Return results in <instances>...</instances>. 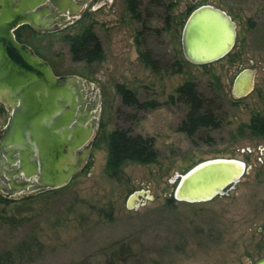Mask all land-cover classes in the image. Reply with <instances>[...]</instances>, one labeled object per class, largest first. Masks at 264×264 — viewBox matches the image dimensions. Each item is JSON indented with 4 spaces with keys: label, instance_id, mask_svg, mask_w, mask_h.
<instances>
[{
    "label": "rangeland",
    "instance_id": "rangeland-1",
    "mask_svg": "<svg viewBox=\"0 0 264 264\" xmlns=\"http://www.w3.org/2000/svg\"><path fill=\"white\" fill-rule=\"evenodd\" d=\"M202 3L231 15L236 39L226 55L198 64L185 61L181 31L188 13ZM141 14L142 21L136 20L124 0H109L88 20L53 32H21L56 73H76L97 86L102 126L89 159L66 185L27 202H0L3 213L24 217L16 226L0 223V250L29 233L39 246L18 264H248L264 255V137L239 130L253 112L264 109V0H141ZM90 23L105 57L88 64L72 59L63 36ZM141 50L149 51L156 69L145 65ZM244 68L254 70L253 89L235 96L233 80ZM186 79L214 98L218 128L191 137L178 129L187 106L170 95ZM117 82L140 100L157 104L147 109L123 104ZM6 118L4 109L0 126ZM115 126L153 136L157 162H127L120 178L108 176L103 170L106 150L95 140ZM213 157L240 158L246 170L211 199H175L174 176ZM141 189L149 197L139 194L128 207L129 195Z\"/></svg>",
    "mask_w": 264,
    "mask_h": 264
},
{
    "label": "water",
    "instance_id": "water-1",
    "mask_svg": "<svg viewBox=\"0 0 264 264\" xmlns=\"http://www.w3.org/2000/svg\"><path fill=\"white\" fill-rule=\"evenodd\" d=\"M78 0H0V104L7 111L0 126V194L11 199L34 196L66 185L90 157L100 124V92L76 73H56L49 61L15 30L27 24L36 32H53L75 20ZM236 39V22L223 8L195 6L181 31L184 57L208 63L226 55ZM254 70H240L232 93L253 89ZM237 157L201 160L172 179L173 197L204 201L222 194L245 172ZM127 199L132 207L138 195ZM248 264H264V255Z\"/></svg>",
    "mask_w": 264,
    "mask_h": 264
},
{
    "label": "trees",
    "instance_id": "trees-1",
    "mask_svg": "<svg viewBox=\"0 0 264 264\" xmlns=\"http://www.w3.org/2000/svg\"><path fill=\"white\" fill-rule=\"evenodd\" d=\"M124 1L126 9L131 17L142 21L141 0ZM173 4V1H171L170 4H168L169 8H171ZM169 21V19H166V26H168ZM25 28L31 29L29 25L23 24L18 27L15 32L17 38L22 41L25 40L21 38V32ZM63 39L67 41L69 45L73 60H83L90 64L93 62H100L105 57L101 40L94 31L91 23L86 24L78 32L71 34L66 33ZM34 50L39 54L35 48ZM39 55L42 56L41 54ZM140 57L145 65L149 66L151 69L154 70L157 68L156 61L152 59L149 51L141 50ZM185 61L190 62L186 59ZM177 70H179V68ZM215 79L218 83V76H215ZM115 88L116 92L121 97L122 103L127 106L134 107L135 109H147L155 107L157 104L153 99L140 100L136 92L126 86L125 83L117 82ZM175 92V95H170V100H182L187 106L185 115L178 124L179 130L184 131L191 137L197 134L201 129L218 128L220 126V117L214 98L206 97L198 89L197 83L194 80H184L176 86ZM2 110H4V108L0 104V111ZM101 126L102 123L100 122L99 128ZM239 130H241V132L246 131L252 136L264 137V109L253 112L247 122H242L240 124ZM100 143L104 145L106 150L103 170L110 177L120 178L122 176V167L127 162L154 163L158 160V151L155 147L154 137L141 133H132L127 127L115 126L107 131H102L95 140V145ZM59 188L20 199H9L0 194V202L8 203V200L13 202L17 201L19 203L27 202L35 196H42L50 192L54 193ZM171 200L172 197L167 198L166 203H170ZM22 220H24V217L16 216L15 214H5L0 209V223L8 226H16ZM36 241V236L29 233L24 238L16 241L12 246L0 250V264H18L23 259L27 258V256H32L35 253V249H39V246L35 244Z\"/></svg>",
    "mask_w": 264,
    "mask_h": 264
},
{
    "label": "flooded vegetation",
    "instance_id": "flooded-vegetation-1",
    "mask_svg": "<svg viewBox=\"0 0 264 264\" xmlns=\"http://www.w3.org/2000/svg\"><path fill=\"white\" fill-rule=\"evenodd\" d=\"M78 1H81L82 3V6L81 8L79 9V11L77 12V14L75 15L76 18L74 21H72L71 23H75L77 22L78 20H80L81 18L83 17H86V19L88 20V18L90 17L92 11H95L97 10L98 8H100L104 3H107L109 2V0H78ZM189 14V13H188ZM71 23H68V24H71ZM67 24V25H68ZM65 25V26H67ZM64 26V27H65ZM63 28V27H62ZM16 32V30H15ZM103 48V47H102ZM183 53V52H182ZM183 57H184V54H183ZM185 58V57H184ZM186 59V58H185ZM187 60V59H186ZM48 61V60H47ZM50 63V62H49ZM51 64V63H50ZM52 66V65H51ZM53 68V66H52ZM54 70V68H53ZM55 71V70H54Z\"/></svg>",
    "mask_w": 264,
    "mask_h": 264
}]
</instances>
